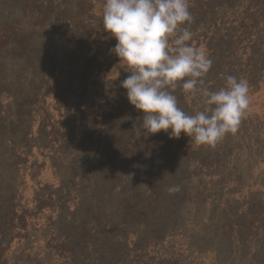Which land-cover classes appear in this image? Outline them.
I'll use <instances>...</instances> for the list:
<instances>
[{"label": "trees", "instance_id": "1", "mask_svg": "<svg viewBox=\"0 0 264 264\" xmlns=\"http://www.w3.org/2000/svg\"><path fill=\"white\" fill-rule=\"evenodd\" d=\"M24 1L22 17L33 27L0 20V42L10 44L5 55L16 65L10 69L0 63V264H199L192 255L204 251L212 254L213 264H264V245L255 246L264 236L263 205L257 203L236 217L228 208L220 212L211 204L209 223L215 219L220 227H191L182 213L191 198L187 183L179 182L186 167L179 171L171 164L163 169L152 152L155 148L162 157L181 151L188 174L203 179L196 187L201 192L196 201L203 203L206 194L208 202L226 181L218 163L234 149L249 150L251 158L264 160V120L247 109L237 132L214 146H197L183 134L176 139L165 132L144 140L142 113L120 86L129 73L110 52L117 41L104 31V0ZM190 3L189 43L204 49L213 61L204 87L218 90L233 75L247 79L249 97L255 95L264 82V0ZM111 71L115 76H108ZM175 94L185 112L194 114L201 107L182 89ZM89 100L97 106V135L78 140V129H86L81 108ZM98 117L104 119L102 124ZM82 142L98 145L92 154L83 149L92 166L87 189L79 193L61 177L58 187L42 184L36 176L31 202H21L20 168L35 151L55 170L64 167L66 153L71 161H80L77 146ZM121 144L125 159L141 155L140 144L147 148L141 159L152 163L145 182L134 177L120 184L105 175L114 159H108L107 152ZM45 212L50 216L42 226L40 251L26 253L21 245L29 234L34 236V221ZM191 220L197 222L198 217Z\"/></svg>", "mask_w": 264, "mask_h": 264}, {"label": "clouds", "instance_id": "2", "mask_svg": "<svg viewBox=\"0 0 264 264\" xmlns=\"http://www.w3.org/2000/svg\"><path fill=\"white\" fill-rule=\"evenodd\" d=\"M190 7V0H104L103 27L117 41L110 52L129 73L120 86L142 113L144 135L183 134L197 146H214L237 132L250 104L249 83L228 75L220 89L204 87L213 61L189 43ZM177 88L197 99L194 114L179 106Z\"/></svg>", "mask_w": 264, "mask_h": 264}, {"label": "rangeland", "instance_id": "3", "mask_svg": "<svg viewBox=\"0 0 264 264\" xmlns=\"http://www.w3.org/2000/svg\"><path fill=\"white\" fill-rule=\"evenodd\" d=\"M24 2V0H0V20L7 21L8 24H14L18 22L23 27H33L30 19L27 18V16L25 18L22 17L21 13L23 12L22 8L24 6ZM1 34H3V32L1 33L0 31V35ZM7 46H10V44H4L0 42V63L4 68L14 69L16 68L15 63L10 61V59L7 57L8 54L5 55ZM108 76H115V73L111 71L108 73ZM96 107V103H92L89 100L87 106L81 108L80 119L82 122V126L86 127V129H78V133L80 135L78 136V140H81L82 138H88L89 141V138H96L97 134L94 133L98 128L97 126H93L94 117L97 116L95 111ZM248 113L252 115L254 114L264 120V82L261 84V88L259 89V91L255 95L250 97ZM98 118L99 122L102 124L104 119L102 120L100 119V117ZM142 136L143 139L146 140L147 136H145L144 133ZM136 138L138 139V137ZM112 142L113 141H110V144H112ZM159 142L160 141L158 140V143ZM122 144L119 149L117 148L116 150L107 152L109 153L108 159H114L113 163H111V165L107 169L108 171L106 173L104 172L105 175L108 178L111 177L115 178V180H120V184H125L129 178L134 177H137L141 182H145L149 178L150 174H145V171L150 169V165L152 163L151 159H141V155L147 153L145 152L147 148L140 144V146L142 147L140 148V157L138 156V154H136L134 158L125 159L122 157L125 156L126 147H124V144ZM96 146H98L97 142H94V145L91 143L85 145L83 144V142L78 144V152H82L80 161H78V163L74 162V160L71 161L72 158L70 156V153H66L63 159L64 167H59L58 169H55L56 171L53 170L49 159L40 156L39 153L35 151V155L33 157H29V162L27 163V165L20 168V176H22L23 178H20L18 183H24V185L19 184L20 188H23L21 194V196L23 197L21 199V202H26L27 205H29V203L31 202L30 196L33 193L34 184L36 183L32 179V177L36 178V176H38L37 180L42 184L53 185L55 187H58L59 180L63 179L64 181H66V183L69 184V187L75 185L74 187L77 188L79 193H82L91 185L89 178L92 172V166L89 164L87 158L83 156V152H85V150L83 149L85 147V149H87V151L92 154L94 153V151H97L98 148ZM112 146H116V144L113 143ZM154 151H156V153H154V157L156 161L164 165L163 169L164 167H168V170L171 164L176 166V170L179 171L180 168L186 167V172L184 174H179V182L181 184H184L185 182L187 183L188 194L191 198V202L185 205L182 209L184 219H188V217L190 218L189 221H186L188 222L189 226H197L199 230L206 229L207 227L208 229H211L215 226L219 228L221 224L217 220L214 219L211 223L212 225L209 223L210 220L208 211L209 205L211 204L213 205V207H215V210L220 212L221 210H225V208H228V213H230V215H236V217L242 216L243 213L254 210V206L257 203L258 205L261 203L263 205L262 208L264 207V160L261 161L262 159L260 160L259 157L251 158V152H249V150L242 151L239 149H234L232 155L229 156L227 160H221V163L219 162L220 165L218 163L219 168L223 170V179L226 181L219 183V190L213 198H210V200H208V202L205 200L206 194H203V203H198V201H196V198L201 195L200 190L196 189V187L198 183L203 179L199 178L198 176L188 174V161L183 157L182 152L179 151L178 153H174L173 155L169 153L161 157L160 154L157 153V149L154 148L152 152ZM220 155L222 154L220 153L219 156ZM155 170L157 169L155 168ZM77 198L80 199L79 197ZM112 198V201L116 200V197L114 195H112ZM112 205L113 204H109V206L113 210ZM193 215L198 217L197 222L191 220V217ZM48 216H50V214L48 212H45L43 213V215L38 216L37 221H34L35 226L31 229V231H34L32 233L34 236H31V234H29L25 243L21 245V250H24L26 253H28L29 251H40V246L43 244L42 236L44 228L42 226ZM181 226L185 225L182 224ZM179 228L180 226L178 227L177 231L181 230ZM35 238L38 240H36ZM177 238H181L180 233H177ZM263 239L264 236H262L259 242L257 241V244L255 246H263ZM16 243L17 241H15L12 248H15ZM204 252L205 255L201 256H198V253H194V255H192V258L199 264L203 262L213 264L215 261L213 260L212 254L209 253V251ZM206 255H209V257H206Z\"/></svg>", "mask_w": 264, "mask_h": 264}]
</instances>
